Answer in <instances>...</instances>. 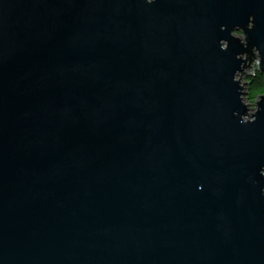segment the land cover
<instances>
[{"label":"water","instance_id":"1","mask_svg":"<svg viewBox=\"0 0 264 264\" xmlns=\"http://www.w3.org/2000/svg\"><path fill=\"white\" fill-rule=\"evenodd\" d=\"M253 12L264 54V0H0V264H264Z\"/></svg>","mask_w":264,"mask_h":264},{"label":"clouds","instance_id":"2","mask_svg":"<svg viewBox=\"0 0 264 264\" xmlns=\"http://www.w3.org/2000/svg\"><path fill=\"white\" fill-rule=\"evenodd\" d=\"M144 3L151 5L154 0H144ZM255 13H250L245 23L236 24L227 29L224 24L220 25L219 30H227L228 37L232 42H238L241 51L235 52L234 59L239 61L238 65L232 70L230 81L235 85V93L243 111L234 110L232 116L241 125L252 124L256 121L259 113L264 112V54L256 45H249L247 32L255 27ZM220 51H227L229 40L220 38L217 41ZM257 176L264 179V164H260L257 169ZM250 183L255 186L259 183L257 179L248 177ZM201 185H197L200 190ZM260 196L264 197V186L259 188Z\"/></svg>","mask_w":264,"mask_h":264}]
</instances>
